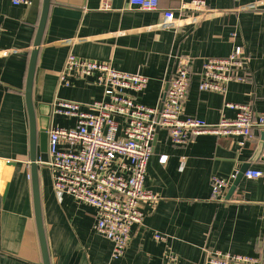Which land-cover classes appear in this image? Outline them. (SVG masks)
I'll use <instances>...</instances> for the list:
<instances>
[{"label": "crops", "instance_id": "0c3cea01", "mask_svg": "<svg viewBox=\"0 0 264 264\" xmlns=\"http://www.w3.org/2000/svg\"><path fill=\"white\" fill-rule=\"evenodd\" d=\"M32 1V0H31ZM130 0H49L37 54L32 99L37 117L50 128H72L74 119L53 114L57 101L89 105L103 99L93 78L59 80L69 54L113 69L148 78V86L132 94L137 103L155 108L162 102L177 62L189 63V86L183 117L209 126L233 120L236 111L225 103L248 105L264 113V0H206L209 13L171 26L163 11L182 1L159 0L158 10L145 12ZM108 8L102 9V3ZM42 0L35 8L0 0V264H43L35 222L29 165V121L24 91L29 60L38 29ZM244 49L243 82H231L223 93L201 91L202 65L224 59L234 47ZM243 147L240 138L201 134L174 145L157 128L151 145L144 188L157 197L142 203L143 219L132 226L122 257L113 260L112 244L95 230L94 208L68 195L58 198L50 169L39 164L41 221L49 264H208L207 254L219 252L255 258L264 264V137ZM161 157H166L161 161ZM257 170V179L243 177L229 200L232 176L243 165ZM229 186L213 198L211 179ZM155 235L164 237L157 241Z\"/></svg>", "mask_w": 264, "mask_h": 264}, {"label": "built area", "instance_id": "2783aa9c", "mask_svg": "<svg viewBox=\"0 0 264 264\" xmlns=\"http://www.w3.org/2000/svg\"><path fill=\"white\" fill-rule=\"evenodd\" d=\"M14 6H28L31 0H11ZM159 0H130L129 5L145 12L158 10ZM102 9L108 4L102 3ZM210 11L206 0L182 1L174 11H163V25L171 26ZM247 68L244 49L236 46L224 59H207L202 65L201 91L223 93L231 82H243ZM93 78L102 90L103 99L89 105L57 101L53 114L74 119L72 128H50L47 132L48 162L52 188L61 198L68 195L95 209V230L112 244L111 257L123 256L132 226L143 219L142 203L157 201L156 195L144 188L151 145L157 128L167 131L174 145H184L190 137L209 134L215 137L240 138L239 147L254 140L253 130H264V113L255 114L250 106L225 103L236 111L233 120L222 119L209 126L204 121L183 117V106L189 86V63L179 60L175 73L159 106L149 108L136 102L132 94L142 93L148 78L120 72L108 64L80 59L69 54L59 80L69 86V78ZM166 157H161L165 161ZM238 173V172H237ZM237 173L232 176L235 179ZM262 173L247 170L244 177L257 179ZM229 184L211 179L213 198H222ZM157 241L164 237L155 235ZM208 264H257L255 258L207 254ZM165 264H177L173 259Z\"/></svg>", "mask_w": 264, "mask_h": 264}, {"label": "water", "instance_id": "95a60500", "mask_svg": "<svg viewBox=\"0 0 264 264\" xmlns=\"http://www.w3.org/2000/svg\"><path fill=\"white\" fill-rule=\"evenodd\" d=\"M39 4V0H32L30 4V8H35ZM49 9V0H42V9L40 20L38 24V29L36 32L33 49L31 51V56L29 60V66L27 70L26 82H25V105L28 115L29 121V165L31 172V184H32V192H33V205H34V214H35V222L37 227L38 239L41 248L42 260L43 264H49V256L47 253L45 237L42 227L41 221V209H40V199H39V181H38V163L46 164L48 162V154H47V132H48V119L49 116L45 117L43 121L42 119L37 117L36 108L33 104L32 99V89H33V78L35 73L37 54L39 51V47L41 45V39L47 19V13ZM168 87V86H167ZM167 90V89H166ZM264 147V137H262L257 150L254 155V159L258 158L262 153ZM250 165L246 164L241 167L239 172L237 173L235 179L230 185L226 200L232 196L236 188L238 187L241 179L244 177V174L247 170H249Z\"/></svg>", "mask_w": 264, "mask_h": 264}]
</instances>
